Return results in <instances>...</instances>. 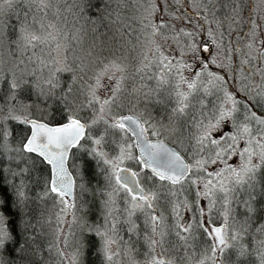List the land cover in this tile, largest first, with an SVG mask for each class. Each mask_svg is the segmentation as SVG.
Instances as JSON below:
<instances>
[{"label": "snow or ice", "instance_id": "obj_1", "mask_svg": "<svg viewBox=\"0 0 264 264\" xmlns=\"http://www.w3.org/2000/svg\"><path fill=\"white\" fill-rule=\"evenodd\" d=\"M47 200L56 264H264V0H0V264Z\"/></svg>", "mask_w": 264, "mask_h": 264}, {"label": "rangeland", "instance_id": "obj_2", "mask_svg": "<svg viewBox=\"0 0 264 264\" xmlns=\"http://www.w3.org/2000/svg\"><path fill=\"white\" fill-rule=\"evenodd\" d=\"M43 107V106H41ZM32 112L37 115V116H40V115H43L44 113L40 112L37 110V108L34 106L33 109H32ZM33 194V193H32ZM34 195V194H33ZM40 203V202H39ZM39 205H41L40 207L43 208V212H42V215H41V219L42 220H47V218L49 217V215H51L52 219H51V222L50 223H44V228H45V233L44 235H50V243H53V236H54V229H55V224H56V220H55V213H56V208L53 207V201L52 200H47L43 203H40ZM36 202L33 204V208L34 210L36 209ZM81 215H83V213H81ZM90 219L95 222L96 220V215H91L90 216ZM64 230H66L68 228V220L67 218H65V222H64V226H63ZM63 242V238L61 237V243ZM69 249H66V251H68ZM45 258L52 261V264H56V256H55V252H54V249H53V252L52 253H49L48 250L46 251V254H45ZM140 259H143V254L141 253ZM0 259H2V256H0ZM99 257H93L91 254L89 255L88 257V260H89V264H99ZM44 264H48V262L44 263Z\"/></svg>", "mask_w": 264, "mask_h": 264}, {"label": "trees", "instance_id": "obj_3", "mask_svg": "<svg viewBox=\"0 0 264 264\" xmlns=\"http://www.w3.org/2000/svg\"><path fill=\"white\" fill-rule=\"evenodd\" d=\"M33 194L35 195V186H33ZM40 203L39 202H36V209H35V212L39 213L40 214V217L42 215V212H43V208H41L39 205ZM42 232H43V235H41L40 237H38V243L40 244L41 247H43V245H41L40 243V240H44L46 239V236L44 235V233L46 232L45 231V228H44V224L42 226ZM46 253H44V260L43 261H38L37 264H44L45 262L47 263L48 262V259L45 258V255ZM2 259L6 260V259H9V254L8 253H4L3 256H2Z\"/></svg>", "mask_w": 264, "mask_h": 264}, {"label": "bare ground", "instance_id": "obj_4", "mask_svg": "<svg viewBox=\"0 0 264 264\" xmlns=\"http://www.w3.org/2000/svg\"><path fill=\"white\" fill-rule=\"evenodd\" d=\"M40 243H41V245H43V248H44V253H46V251H47V247H46V245L48 244V243H50V235H46V239H42V240H40Z\"/></svg>", "mask_w": 264, "mask_h": 264}]
</instances>
